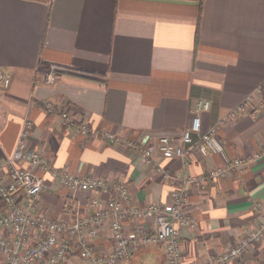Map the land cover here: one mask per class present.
Instances as JSON below:
<instances>
[{
    "label": "crops",
    "instance_id": "0c3cea01",
    "mask_svg": "<svg viewBox=\"0 0 264 264\" xmlns=\"http://www.w3.org/2000/svg\"><path fill=\"white\" fill-rule=\"evenodd\" d=\"M52 67L56 80L49 83ZM0 70L10 79L0 83V163L29 122V147L61 172L124 181V205L171 204L173 186L155 164L180 180L264 150V0H0ZM247 96L246 110L228 116ZM205 99L209 107L197 109ZM62 111L95 133L84 136L65 126ZM194 113L201 131L217 124L221 149L193 150L188 167L157 149L149 164L128 143L153 146L164 135L179 138ZM106 132L124 142L107 141ZM18 165L43 177L35 213L51 219L71 221L93 210L92 199L118 195L114 189L72 191L27 161ZM2 175L7 181L5 166ZM187 188L184 208L195 225L182 226L178 239L185 264H199L261 223L253 203L264 201V157L204 187ZM123 222L128 234L137 223L154 227L150 219L126 216ZM85 238L97 252L113 247L107 222ZM69 245L72 264H78L74 239ZM135 254L137 264H167L163 243ZM226 264H264V235Z\"/></svg>",
    "mask_w": 264,
    "mask_h": 264
},
{
    "label": "built area",
    "instance_id": "2783aa9c",
    "mask_svg": "<svg viewBox=\"0 0 264 264\" xmlns=\"http://www.w3.org/2000/svg\"><path fill=\"white\" fill-rule=\"evenodd\" d=\"M56 80L55 68L52 67L46 75V81ZM9 77L0 70V83L7 86ZM264 85V82H263ZM252 96H247L242 102L232 107L228 116H235L244 112L249 106ZM51 107V104H47ZM208 100L197 103V109H207ZM51 110V109H50ZM227 115L221 119L223 122ZM65 126L70 127L81 135H90L95 130L86 123H75L66 111L61 112ZM30 123L27 122L20 134L12 153L0 163V198L3 201L0 212V232H7L9 236L0 233L1 264H72L70 258L69 241L74 239L78 248V264H128L134 254L143 246L153 243H163L167 264H185L179 242L182 226H194L195 220L189 217L184 206L188 202L189 192L187 184L204 187L208 181L226 176L233 167L241 166L264 157V150L251 156L234 157L224 164L208 169L203 174H187L180 180L176 179L167 169L155 164V170L173 186L172 202L163 206L158 202H151L145 206L124 205L128 199L127 186L124 181H107L97 177H81L75 174L61 172L50 165L48 158L39 150L29 147L26 136ZM194 134L196 136L194 137ZM107 141L124 142L112 133L106 132ZM149 164H154L153 151L157 149L164 157H180L184 167H188L190 153L198 150L203 153H215L221 149L217 136V124L207 130H200V116L194 113L190 123L181 130L179 138L164 135L153 145L141 146L128 142ZM27 161L31 167L47 171L50 175L72 191L101 190L104 192L114 189L117 197L105 201L92 199L93 210L81 214L73 220L51 219L35 213L37 201L45 189L43 177L31 169L18 165L19 161ZM6 167L8 180L2 175V167ZM20 193L22 194L20 196ZM253 209L261 215V223L242 237L236 244L225 248L218 254H212L199 264H226L243 255L251 242L260 240L264 235V201H255ZM132 217L134 220L150 219L154 223L149 230L139 223L134 225L131 234L126 233L123 218ZM109 224L113 247L106 253L95 251L89 246L85 234H97L98 227L103 223ZM64 236V239H63Z\"/></svg>",
    "mask_w": 264,
    "mask_h": 264
},
{
    "label": "rangeland",
    "instance_id": "374dc122",
    "mask_svg": "<svg viewBox=\"0 0 264 264\" xmlns=\"http://www.w3.org/2000/svg\"><path fill=\"white\" fill-rule=\"evenodd\" d=\"M132 259L134 260L132 264H137V263H139V259H140V257H139V255L135 254V255L132 257Z\"/></svg>",
    "mask_w": 264,
    "mask_h": 264
},
{
    "label": "trees",
    "instance_id": "16d2710c",
    "mask_svg": "<svg viewBox=\"0 0 264 264\" xmlns=\"http://www.w3.org/2000/svg\"><path fill=\"white\" fill-rule=\"evenodd\" d=\"M3 206V201L2 199L0 198V207Z\"/></svg>",
    "mask_w": 264,
    "mask_h": 264
}]
</instances>
